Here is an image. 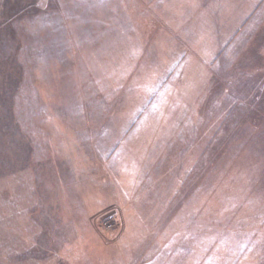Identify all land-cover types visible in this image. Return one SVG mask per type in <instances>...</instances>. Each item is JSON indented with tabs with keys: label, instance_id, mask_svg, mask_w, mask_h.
I'll use <instances>...</instances> for the list:
<instances>
[{
	"label": "rangeland",
	"instance_id": "rangeland-1",
	"mask_svg": "<svg viewBox=\"0 0 264 264\" xmlns=\"http://www.w3.org/2000/svg\"><path fill=\"white\" fill-rule=\"evenodd\" d=\"M0 264H264V0H0Z\"/></svg>",
	"mask_w": 264,
	"mask_h": 264
}]
</instances>
